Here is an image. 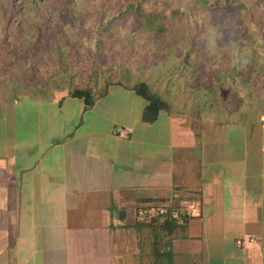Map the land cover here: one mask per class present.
Listing matches in <instances>:
<instances>
[{
	"label": "crops",
	"instance_id": "crops-1",
	"mask_svg": "<svg viewBox=\"0 0 264 264\" xmlns=\"http://www.w3.org/2000/svg\"><path fill=\"white\" fill-rule=\"evenodd\" d=\"M170 1L148 2L139 50L92 35L57 55V25L0 50V264H264V35H202L158 14ZM141 81L166 104L153 122ZM170 198L195 201L184 225L134 220Z\"/></svg>",
	"mask_w": 264,
	"mask_h": 264
},
{
	"label": "rangeland",
	"instance_id": "rangeland-1",
	"mask_svg": "<svg viewBox=\"0 0 264 264\" xmlns=\"http://www.w3.org/2000/svg\"><path fill=\"white\" fill-rule=\"evenodd\" d=\"M7 0H0L4 3ZM190 0H173L167 9L158 13L161 17L169 18L172 16V5L176 6L178 17L181 19H195L201 21L200 33L202 35H233L239 37L241 34L264 35V26H257L264 21V3L261 0H219L225 6H238L239 3L249 8V14L245 15L242 27L235 20H230L226 27L224 19L220 15L217 17L216 11L210 10L195 13V17L186 14ZM211 0L210 4H212ZM261 3H259V2ZM14 7L2 9L3 17L0 23V50L8 54L31 50L33 38L36 44L44 40L48 33L49 25L55 27V35H65L68 37V45L56 50L52 46V53L60 52L76 54L84 51L90 43V36L94 35L99 44L114 45L115 47H105V52H110L115 48L122 54L128 49V43L139 50L142 44L148 43V35L151 34L150 21L153 20L154 13L148 10L150 0H14ZM162 6V7H161ZM160 3L154 8H163ZM4 11V12H3ZM234 17L241 18L243 14L239 9L234 10ZM162 14V15H161ZM177 17V16H176ZM196 29V28H195ZM45 30V31H44ZM153 34V33H152ZM127 43L124 44V42ZM137 43V44H136ZM206 44H202L205 46ZM209 46V44H207ZM252 44L255 48H261ZM237 46L233 44V50ZM124 79V78H122Z\"/></svg>",
	"mask_w": 264,
	"mask_h": 264
},
{
	"label": "trees",
	"instance_id": "trees-1",
	"mask_svg": "<svg viewBox=\"0 0 264 264\" xmlns=\"http://www.w3.org/2000/svg\"><path fill=\"white\" fill-rule=\"evenodd\" d=\"M13 1L14 0H7L4 3H0V12H2V9L4 10L6 8H9V7H14ZM214 1L215 2L212 1V4H210L211 0H190L188 7L186 8V14L189 13V16L195 17V13L199 14L201 11L205 12L206 9L210 10L212 12L216 11L217 17L219 15L221 17L219 19H225L226 17H228L231 20L237 21V23L239 24V27L240 28L242 27L243 19H244L245 15H247V13L249 12V8L242 5L241 3H239L238 6H233V8H232V6H225L219 0H214ZM236 9H239L240 11H242L243 14L241 15V18L236 19L234 17V13H235L234 10H236ZM171 11H172V16L169 17V19H175V18L181 19L178 17V14H177L179 10L173 9ZM6 16H7L6 13H2V14L0 13V23L4 20L3 17H6ZM189 20L199 21L198 19L197 20L189 19ZM199 23L201 24V21H199ZM0 33L2 34V31H0ZM2 39H3V37H2ZM133 90L135 91V93L137 95L141 96L146 101V105H145V108H144L143 114H142V120L144 122H153L156 119L159 111L161 109L165 108V106H166L165 102L158 95L154 94L150 90L148 84L144 81L136 83L133 86ZM71 94L74 97L82 98L85 101V103L88 105L92 104L91 93H90V91H88L86 89H75L71 92ZM142 204H144V203H142ZM142 204H139L138 206H140ZM161 223L164 225H168L169 227L175 226L169 221H163Z\"/></svg>",
	"mask_w": 264,
	"mask_h": 264
},
{
	"label": "built area",
	"instance_id": "built-area-1",
	"mask_svg": "<svg viewBox=\"0 0 264 264\" xmlns=\"http://www.w3.org/2000/svg\"><path fill=\"white\" fill-rule=\"evenodd\" d=\"M132 132L129 126H117L114 134L120 138L128 137ZM195 208V201L191 198L179 199L176 203L172 199L151 200L138 206L133 218L136 222L156 224L169 221L175 226L184 225L192 216ZM242 244V240H237Z\"/></svg>",
	"mask_w": 264,
	"mask_h": 264
},
{
	"label": "water",
	"instance_id": "water-1",
	"mask_svg": "<svg viewBox=\"0 0 264 264\" xmlns=\"http://www.w3.org/2000/svg\"><path fill=\"white\" fill-rule=\"evenodd\" d=\"M124 216V212H121V217H123Z\"/></svg>",
	"mask_w": 264,
	"mask_h": 264
}]
</instances>
